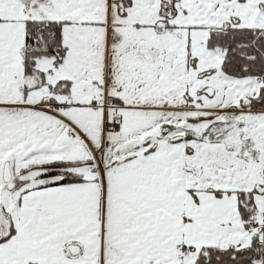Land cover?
<instances>
[{
    "label": "snow or ice",
    "instance_id": "6c2138e0",
    "mask_svg": "<svg viewBox=\"0 0 264 264\" xmlns=\"http://www.w3.org/2000/svg\"><path fill=\"white\" fill-rule=\"evenodd\" d=\"M0 264H264V0H0Z\"/></svg>",
    "mask_w": 264,
    "mask_h": 264
}]
</instances>
